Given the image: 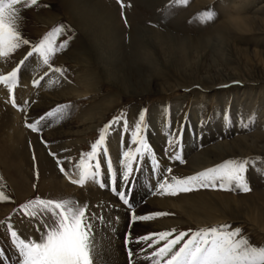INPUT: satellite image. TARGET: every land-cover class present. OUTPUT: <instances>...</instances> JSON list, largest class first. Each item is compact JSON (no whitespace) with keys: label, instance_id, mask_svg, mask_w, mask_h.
Here are the masks:
<instances>
[{"label":"rangeland","instance_id":"obj_1","mask_svg":"<svg viewBox=\"0 0 264 264\" xmlns=\"http://www.w3.org/2000/svg\"><path fill=\"white\" fill-rule=\"evenodd\" d=\"M102 1L115 8L117 19L125 31L123 51L128 59L131 58L130 37L135 32V26L173 35L176 53L183 59L186 58L187 62L190 57L192 64L196 61L209 63L210 72L214 77L223 76L226 69L232 68H240V72L246 73L241 67L247 58L245 49L252 47L264 50V38L254 41L243 39L236 43L239 51L230 52L217 38L227 13L220 4L223 1L228 4L233 0H187L186 3H177L175 0ZM261 1L241 0L242 7L239 12L246 16L252 15L253 9L257 8ZM63 3L65 4V0H37V4L30 7L16 6L22 7L20 30L30 44L21 46L7 60H0V74H7L24 59L31 49V44L38 42L51 29L63 26L64 30L56 37L55 44L58 47L61 42L67 41V45L52 56L49 61L51 69L44 65L40 58L35 62L33 59L37 55H33L19 68L13 93L10 94L7 87L0 84L1 103L18 114V123L25 131L22 144L17 148L21 157V174L23 173V177L19 179L15 173V161L12 163L9 158L11 143L8 140V125L0 116V192L8 197L7 200L0 201V264H20L19 253L10 236L9 226L23 238H39L40 230L44 227L43 222L47 221L48 216L39 208L29 209L35 211L36 215L28 216L21 208L36 197L53 200L74 199L77 202L82 198L81 204L88 205V215L94 225V264H104L97 251L106 238L109 242H115L113 246L118 245L117 256L123 259L122 264H130L129 250L133 253L131 264H152V253L164 242L161 241L150 248L148 245L151 241L146 242L139 238L173 229L176 230L174 236L179 231L189 229L230 225L232 229L239 228L241 236L247 239L250 245L264 247V230L243 221V218H248V213L253 214L255 210L247 212L245 205L264 212V152L240 154L237 151L227 154L216 163L205 165L201 161L204 158L203 153L209 148H219V145L230 144L237 138L252 137L264 143V87L259 90L255 85L234 81L217 85V88H224L220 93L202 90L201 84L165 93L128 96L119 88L107 84L99 74H92L89 66L76 62L90 53L89 42L74 24ZM207 9L215 13L214 19L202 22L198 14ZM201 52L207 54L206 60L201 59ZM257 57L264 63L260 55ZM192 58L196 61L191 60ZM249 60L247 58V62ZM55 68L62 69V73L52 70ZM35 80L40 81L38 85H34ZM169 82L172 83L170 80ZM166 84L170 83L167 81ZM160 87L162 85H158V88ZM77 92L86 95L77 97ZM201 93L204 94L201 96ZM13 95L15 105L12 102ZM57 106H67L61 118L50 117L41 120V117H45ZM141 116L143 127L140 134L149 144L150 154L137 157L129 183L126 184L120 160L123 152L135 149L134 133ZM117 117H121L120 122L112 123L106 136L104 147L107 149V155L101 157L99 180L106 186L101 187L93 181H87L83 186L72 183V180L79 179L75 165L79 162L81 153L89 151L91 143L99 135V130ZM37 122L39 123L36 131L28 127L29 124ZM66 126L76 131H70L72 133L68 136L57 137L53 141L46 139L45 135L49 132L63 131L67 129ZM181 128L183 130L179 134V143L170 145L169 132L175 133ZM37 145L54 164L58 179L62 180L64 185H50L54 180L51 178L49 184H43ZM25 153L28 154L27 161ZM231 159L250 161V166L244 174L249 191H242L233 184L226 189L219 186L196 187L191 191L172 195L160 188L166 180L171 182L173 176H192ZM109 160L113 162L111 174L106 167V161ZM62 168L64 171H61ZM119 191L127 192V204L120 199L117 194ZM227 197L231 200L229 207H232V211H227L226 214L218 212L215 209L217 205L212 203L219 204L227 200ZM152 199H157L167 207L147 211ZM237 200L240 204L242 202L243 206L235 211L232 201ZM207 201L211 209L203 207ZM206 210L209 212H205ZM155 213L167 215L154 216L149 220H132L133 215L139 217ZM222 215L226 217L225 220L221 218ZM209 218L219 219L209 221ZM151 223H162L165 227L161 230H147L143 226ZM126 237L129 238L127 245Z\"/></svg>","mask_w":264,"mask_h":264},{"label":"snow or ice","instance_id":"obj_2","mask_svg":"<svg viewBox=\"0 0 264 264\" xmlns=\"http://www.w3.org/2000/svg\"><path fill=\"white\" fill-rule=\"evenodd\" d=\"M175 2L186 3L187 0H175ZM36 4L37 0H0V60H7L21 46L30 44V41L23 37L20 30L22 7L16 6L30 7ZM214 16L215 13L211 9L198 14V18L202 22L211 21ZM63 30V26L51 29L38 42L31 44L30 51L16 68L7 74H0V84L6 86L10 94L14 92L16 87L19 68L29 57L37 55L42 63L51 69L50 59L57 51L67 45V41L61 42L58 47L55 44L56 37ZM52 70L61 73L63 71L60 68ZM39 82V80L33 81L34 85H38ZM12 102L15 105L14 95ZM66 107L57 106L45 117H41V120L50 117L61 118ZM120 120L121 117H117L113 122L100 129L97 139L90 145V150L81 153L79 162L75 165L79 179L72 180V183L83 186L87 181H93L99 183L101 187L106 186L99 180L101 157L107 155V149L104 145L112 123H118ZM38 123L29 124L28 127L36 131ZM142 127L143 117L141 116L134 133L136 137L134 140L135 149L134 151L123 152L120 160L124 169L123 179L126 184L129 183V178L133 172V163L137 157L150 154V146L140 134ZM182 130L181 128L175 133L169 132L170 145L179 143V134L182 133ZM57 163L59 164L60 161ZM249 166L250 161L248 159H231L192 176H173L171 182L166 180L160 185V188L172 195L178 192L191 191L196 187L219 186L226 189L233 184L242 191H249L244 175ZM106 167L111 174L113 162L106 161ZM61 171L64 169L62 168ZM113 190L115 191V188ZM117 194L125 204L128 203L126 191H119ZM7 199L8 197L0 192V201ZM21 208L25 215L33 217L36 212L29 211V209L39 208L48 216V219L43 222L44 227L40 230L38 239L23 238L9 226L10 236L19 253L20 264H94V225L90 221L87 204H81L74 199L53 200L36 197L22 205ZM161 215H167V213H155L139 217L133 215L132 220L133 222L135 220H149L154 216ZM174 232H176L175 229L151 233L139 238L142 241H151L148 245L150 248L161 241L164 242L152 253V264H264V247L250 245L249 241L241 236L239 228L232 229L230 225H219L179 231L173 236ZM127 243H129L128 237H126V245ZM177 245H179L178 248ZM128 255L131 264L133 256L131 250H129Z\"/></svg>","mask_w":264,"mask_h":264},{"label":"bare ground","instance_id":"obj_3","mask_svg":"<svg viewBox=\"0 0 264 264\" xmlns=\"http://www.w3.org/2000/svg\"><path fill=\"white\" fill-rule=\"evenodd\" d=\"M210 1L211 0H202V2ZM240 1L241 0H233L232 2H228V4L224 1H220V5L226 10L227 13L225 15L226 17L223 19L221 29L219 27L220 31L217 33L219 37L217 38L222 41V44L227 47L229 52L232 50L237 51L238 47L236 43L243 39L254 41L257 38H264V0L261 1L257 8L253 9L252 15L247 16L239 12V8L242 7L240 5ZM104 2L102 0H65V4L63 3L75 22L74 24H76L78 28L84 33L89 42V44H87L89 45L90 53L88 56L83 57L82 59H77L76 62L81 65L89 66V70L92 74H99V76L107 84L112 87L119 88V90L124 92L126 95L134 96L156 92L165 93L172 90L174 91L176 89L179 90L182 88L194 87L195 85L201 84L202 90L208 92L216 91L220 93L224 90V88H217V85L231 83L234 81L247 84L249 83L252 84V86L255 85L254 87H259V90L260 88L264 87V63H262L263 61L257 57L260 55L264 59V50H257L252 47H247L245 49L246 56L250 59L249 62H247L246 58L245 62L241 64V67L245 69L243 70L246 73L240 72V68H232V70L226 69L223 76L214 77L210 72L209 63H204V61L203 64L200 61H196L192 58L191 60L196 61L192 64V62L189 60L190 57L188 58L189 62H187L186 58L185 60L183 57L178 55V53H176L177 51L173 44V35L169 33L158 32L149 28L135 26V32L130 37L131 58L128 59L123 51V48H125L123 44V35L125 31L117 19L115 8L107 6ZM222 11L223 10H221V12ZM200 55L202 60H206L207 54L205 52H201ZM33 60L37 62L39 61V57L36 56ZM169 80L172 81V83L169 82ZM167 81L170 84H166ZM164 83L165 85H163ZM158 85H162V87L158 88ZM259 90L258 92H260ZM84 94L77 92L76 96L80 97ZM202 94L204 93H201V96ZM1 104L3 106V103ZM2 106L0 107V116L8 125L7 134L9 139H7L11 143L9 148V158L12 163L15 161V173L20 179L23 177V173L21 174V157L18 154L17 148L22 144L21 141H23L25 131L23 130L22 126H20V123H18V114L15 111H12L13 109L11 110L9 107L3 106L2 109ZM89 127L90 126H88V128ZM58 128L60 129L62 127ZM70 131L74 133L76 130H70L67 127V129L63 131L58 130L56 132H49L45 135V137L47 140L53 141L54 138L63 137L66 135L68 136L70 133H72ZM260 142L252 137L237 138L232 140L230 144L222 143L223 145H219V148H209V150L203 153L204 158L201 159V161H203L205 165L216 163L217 161L224 158L227 154L235 153L237 151L240 154L250 152H264V143L263 141ZM56 147H58L57 144ZM37 152L43 174V184H46V182L49 184L51 178L54 180L50 182V185L52 183H56L60 186L64 185L62 180L58 179V174L54 168V164L44 155L39 145H37ZM25 155V159L27 161L28 154L25 153ZM82 201V198H80L79 202L82 203ZM212 205H217L215 206V209L220 213L226 214L227 211H232V207H229L231 206V200L228 197L227 200L219 204L212 203ZM114 206L117 205L115 204ZM205 206L207 209H211L210 203L208 201L204 203L203 207ZM232 206L233 209L237 211L240 210L242 208L241 206L243 205L242 202L240 204L237 200L236 202L232 201ZM165 207L167 206L164 203L158 201L157 199H152L149 202V210L147 211H154ZM245 207H247V212H250L254 209L255 210L253 214L252 212L248 213V218H243V221L255 224L264 230V212L258 210L257 208H250L249 205H245ZM205 212H209V210H206ZM222 216L223 217L221 218L225 220L226 217L224 215ZM219 218H209L208 220L216 221ZM143 226L147 228V230H161L165 227L162 225V223L144 224ZM109 241L107 238L103 240L102 246H100L97 251L98 256L102 257V263L104 264H113V262L122 264L123 259L120 256H117V250H119L118 245L115 247V245L113 246L115 242L112 243Z\"/></svg>","mask_w":264,"mask_h":264}]
</instances>
